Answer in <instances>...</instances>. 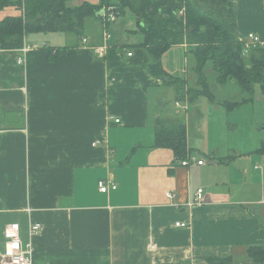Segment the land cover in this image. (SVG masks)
I'll return each mask as SVG.
<instances>
[{"label": "crops", "instance_id": "crops-1", "mask_svg": "<svg viewBox=\"0 0 264 264\" xmlns=\"http://www.w3.org/2000/svg\"><path fill=\"white\" fill-rule=\"evenodd\" d=\"M225 1L238 38L253 33L264 47V0ZM108 21L87 20L92 35H26L37 49L24 65L19 49H0V256L5 229L17 226L32 264H254L246 249L264 246V88L258 100L236 99L228 82L215 86L219 95L207 84L191 100L187 91L202 86L198 76L188 85L186 44L161 57L183 83L178 94L149 73L131 15ZM46 47L65 48L63 60L49 61ZM172 96L185 106L169 108ZM158 119L185 125L186 158L202 165L181 166L170 148L154 147ZM100 181L116 189L100 193ZM198 189L203 203L186 206ZM33 224L41 230L30 235Z\"/></svg>", "mask_w": 264, "mask_h": 264}, {"label": "trees", "instance_id": "trees-1", "mask_svg": "<svg viewBox=\"0 0 264 264\" xmlns=\"http://www.w3.org/2000/svg\"><path fill=\"white\" fill-rule=\"evenodd\" d=\"M75 0H0V11L12 8L19 15L0 20V49L18 50L28 34L63 32L80 37L87 20H107V10L124 17L130 14L136 31L142 35L143 48L150 59L149 73L164 84H171L184 94L183 83L166 73L162 55L171 47L186 44L195 62L198 85L202 91L189 90L190 99L208 91L204 66L210 64L219 84L232 81L253 98L256 85L264 88V47L258 46L243 54V45L236 32L232 4L225 0H99L98 4L72 5ZM183 10V13H179ZM105 14H104V13ZM111 21L106 22V28ZM65 48L46 47L49 61L63 60ZM104 93L98 94L101 105ZM154 147L170 148L180 162L188 149L185 125L156 120L153 129ZM264 145V143H263ZM246 255L254 264L264 263V246H250ZM208 264H233L232 258H209Z\"/></svg>", "mask_w": 264, "mask_h": 264}, {"label": "built area", "instance_id": "built-area-1", "mask_svg": "<svg viewBox=\"0 0 264 264\" xmlns=\"http://www.w3.org/2000/svg\"><path fill=\"white\" fill-rule=\"evenodd\" d=\"M104 13V12H103ZM107 20L111 21L113 20V9L107 10ZM183 13V10L180 12V15ZM105 14V13H104ZM239 41L243 45V54H248L249 51L252 49L260 46L259 45V38L255 36L253 33H248L244 38H239ZM37 49L36 46H29L25 44V40L23 43V46L19 49L20 57L17 59V63L19 65H24V57L28 51ZM131 53H128L127 56H131ZM176 106L184 107L179 105V103H175ZM118 122V121H116ZM195 162L198 165H202L203 161H196L193 157H187L184 161L181 162V166H188L191 163ZM109 189L115 190L116 187L113 185H106L105 182L100 181L98 183V190L100 193L106 194ZM167 197L169 199H172L174 196L170 193L167 194ZM203 203L202 200V190L198 189L195 199L187 203L186 206L192 207L194 205H201ZM175 228L179 229H186L187 224L183 222H176L174 224ZM41 230V226L39 224H33L31 225V228L29 230L30 235H35ZM4 250L3 253L0 256V264H32V249L25 250L20 242V239L18 237V228L17 226H10L5 229L4 232Z\"/></svg>", "mask_w": 264, "mask_h": 264}, {"label": "rangeland", "instance_id": "rangeland-1", "mask_svg": "<svg viewBox=\"0 0 264 264\" xmlns=\"http://www.w3.org/2000/svg\"><path fill=\"white\" fill-rule=\"evenodd\" d=\"M77 1L75 0V1H73L71 4H73L74 5V3H76ZM6 10H3L1 13H0V16H1V18L4 16V12H5ZM179 15H180V13H179ZM88 25H89V23L87 24L86 23V25L84 26V30H83V33L84 34H86V35H92V31H93V29H92V27H88ZM189 62H190V65H189V68H188V75H189V78H188V85L190 84V85H193L192 87L193 88H195L196 87V78H197V75H196V72H195V67L193 66V64H192V62H193V59H192V57H190V59H189ZM212 67H211V65L210 64H207V65H205L204 66V69H203V73H204V75H205V77H206V79H207V84H208V87H209V92H211V93H215L216 95H219V92H218V88H221V87H215V86H221L222 84H217V83H215V81L213 80V78H214V72L212 71V69H211ZM228 83V86H233V87H231V88H233V89H231V92L230 93H233V96L234 97H236V99H238L239 97H240V95H241V97L242 98H240V99H243V98H245V97H247L248 95L245 93V92H243L240 88H239V86L237 85V84H235V85H229L232 81H227ZM230 82V83H229ZM226 84V83H225ZM223 87V86H222ZM163 90H165V88L163 89ZM255 97H256V100H258L259 99V97H260V93H261V85H256V87H255ZM229 93V94H230ZM229 94L227 95V93H226V89H225V87H223L222 88V90H221V94L220 95H226V97L227 98H229ZM240 94V95H239ZM202 98L205 100V99H207V98H209V97H207V96H202ZM170 100H174L173 99V96H172V99L169 97L168 98V106H169V108H171V109H173V110H176V108H175V105L173 104V102H171ZM179 104L181 105V106H184L185 104L183 103V102H181V101H179ZM179 108V107H178ZM182 108V107H181ZM177 110H179V109H177ZM183 114H184V112H183ZM184 120V119H183ZM196 160V159H195Z\"/></svg>", "mask_w": 264, "mask_h": 264}, {"label": "water", "instance_id": "water-1", "mask_svg": "<svg viewBox=\"0 0 264 264\" xmlns=\"http://www.w3.org/2000/svg\"><path fill=\"white\" fill-rule=\"evenodd\" d=\"M119 18V15H117V14H113V20H112V23H114L115 21H116V19H118Z\"/></svg>", "mask_w": 264, "mask_h": 264}]
</instances>
